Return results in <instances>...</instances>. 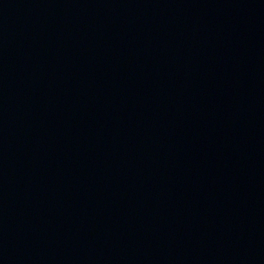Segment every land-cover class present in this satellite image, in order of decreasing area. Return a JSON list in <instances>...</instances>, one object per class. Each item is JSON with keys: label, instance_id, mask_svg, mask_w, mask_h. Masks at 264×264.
Wrapping results in <instances>:
<instances>
[{"label": "water", "instance_id": "water-1", "mask_svg": "<svg viewBox=\"0 0 264 264\" xmlns=\"http://www.w3.org/2000/svg\"><path fill=\"white\" fill-rule=\"evenodd\" d=\"M0 264H264V0H0Z\"/></svg>", "mask_w": 264, "mask_h": 264}]
</instances>
